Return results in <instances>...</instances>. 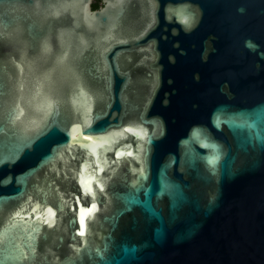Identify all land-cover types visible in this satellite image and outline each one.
<instances>
[{
    "label": "water",
    "instance_id": "obj_1",
    "mask_svg": "<svg viewBox=\"0 0 264 264\" xmlns=\"http://www.w3.org/2000/svg\"><path fill=\"white\" fill-rule=\"evenodd\" d=\"M0 0V264H264V0Z\"/></svg>",
    "mask_w": 264,
    "mask_h": 264
},
{
    "label": "trees",
    "instance_id": "obj_2",
    "mask_svg": "<svg viewBox=\"0 0 264 264\" xmlns=\"http://www.w3.org/2000/svg\"><path fill=\"white\" fill-rule=\"evenodd\" d=\"M100 5H101L100 0H94L92 3V9H97V8H99Z\"/></svg>",
    "mask_w": 264,
    "mask_h": 264
},
{
    "label": "flooded vegetation",
    "instance_id": "obj_3",
    "mask_svg": "<svg viewBox=\"0 0 264 264\" xmlns=\"http://www.w3.org/2000/svg\"><path fill=\"white\" fill-rule=\"evenodd\" d=\"M93 1H94V0H93ZM100 1H101V0H100ZM92 3H93V2H92ZM101 5H102V3H101ZM101 5H100V6H101ZM100 6H99V7H100ZM91 7H92V5H91ZM97 9H98V8H97ZM93 10H96V9H93Z\"/></svg>",
    "mask_w": 264,
    "mask_h": 264
}]
</instances>
